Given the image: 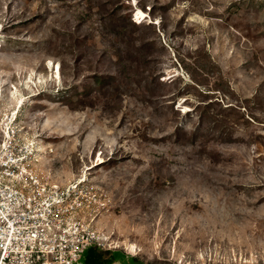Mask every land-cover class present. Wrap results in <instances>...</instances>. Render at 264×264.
<instances>
[{"label":"rangeland","instance_id":"374dc122","mask_svg":"<svg viewBox=\"0 0 264 264\" xmlns=\"http://www.w3.org/2000/svg\"><path fill=\"white\" fill-rule=\"evenodd\" d=\"M26 85L39 166H94L105 245L264 264V0H0L5 110Z\"/></svg>","mask_w":264,"mask_h":264},{"label":"built area","instance_id":"2783aa9c","mask_svg":"<svg viewBox=\"0 0 264 264\" xmlns=\"http://www.w3.org/2000/svg\"><path fill=\"white\" fill-rule=\"evenodd\" d=\"M19 110L0 102V264H74L88 247L116 249L95 225L100 188L39 166Z\"/></svg>","mask_w":264,"mask_h":264},{"label":"crops","instance_id":"0c3cea01","mask_svg":"<svg viewBox=\"0 0 264 264\" xmlns=\"http://www.w3.org/2000/svg\"><path fill=\"white\" fill-rule=\"evenodd\" d=\"M74 264H144L125 248L88 247Z\"/></svg>","mask_w":264,"mask_h":264},{"label":"bare ground","instance_id":"6f19581e","mask_svg":"<svg viewBox=\"0 0 264 264\" xmlns=\"http://www.w3.org/2000/svg\"><path fill=\"white\" fill-rule=\"evenodd\" d=\"M144 17H146L144 11H141V10H137V11H136V13H135V19H136V21H137L138 23H141L142 21L139 20V19H140V18L143 19ZM136 21H135V22H136ZM53 70H54V67H53ZM54 73L57 74V76H55V78H57L58 75H59V70L56 68V70L54 71ZM166 79H169V77H167ZM24 89H26V90L28 91V95H27V96H26V95H19V94H16V92H17V89H16V88H15V92H12V95L10 96L11 99H13V100L16 101V105L18 106L19 109H21L22 106L25 105V103L27 102V99H28V98H30V97H32V96L35 95V94L31 93L32 91L30 90V88H29L28 85H26V86L24 87ZM38 150L41 152V154L45 155L46 152H45V150H44V148H43L42 145L39 146ZM98 160L101 161V158H99ZM93 167H94V166L86 167V168H85V171L83 172L82 175H80V177H82V176H86V175L88 174L87 171L90 170V169H92ZM124 246H125V248H126L129 252H131V253H136V250H135L136 246H135L134 244L130 243V244H125ZM115 247H118V246L116 245Z\"/></svg>","mask_w":264,"mask_h":264},{"label":"trees","instance_id":"16d2710c","mask_svg":"<svg viewBox=\"0 0 264 264\" xmlns=\"http://www.w3.org/2000/svg\"><path fill=\"white\" fill-rule=\"evenodd\" d=\"M137 259V258H136ZM149 264H152V263H149Z\"/></svg>","mask_w":264,"mask_h":264}]
</instances>
